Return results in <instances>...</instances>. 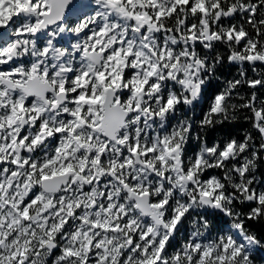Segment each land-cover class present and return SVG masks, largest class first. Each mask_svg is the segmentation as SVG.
I'll return each mask as SVG.
<instances>
[{
    "label": "snow or ice",
    "instance_id": "1",
    "mask_svg": "<svg viewBox=\"0 0 264 264\" xmlns=\"http://www.w3.org/2000/svg\"><path fill=\"white\" fill-rule=\"evenodd\" d=\"M225 60L239 78L178 115ZM258 65L264 0H0V264H255ZM238 110L242 139L197 132L189 153L194 123Z\"/></svg>",
    "mask_w": 264,
    "mask_h": 264
},
{
    "label": "trees",
    "instance_id": "2",
    "mask_svg": "<svg viewBox=\"0 0 264 264\" xmlns=\"http://www.w3.org/2000/svg\"><path fill=\"white\" fill-rule=\"evenodd\" d=\"M237 21H239L241 18L237 16ZM228 22V21H227ZM217 50L221 53L227 55V48L223 45H217ZM248 70V75L252 76L251 68H248L247 65L244 66ZM258 67H264L259 66ZM238 69L239 65L229 63L227 60L224 61L223 65L218 67L215 76L212 77V81L209 84L207 90L209 93L215 92L219 87H223L226 80H230L238 77ZM249 91V90H248ZM250 92H248L246 95H248ZM260 95V93H258ZM243 95V96H246ZM235 119H229L225 121L224 123L220 124L219 128L220 130V138L228 136H233L238 133V138L242 139L245 132L251 129V124L248 120H245V116H249V112L246 110H238L235 112ZM210 129H214V126H210ZM209 134V131L207 132ZM209 137H212L211 135ZM261 171H263V160L259 163L258 167ZM264 172V171H263ZM242 210L247 211V206H245ZM248 227L255 232L259 237H264V221L256 222V221H249ZM259 253V252H258ZM259 255V254H258ZM253 259H257L255 255H253ZM259 259L264 262V256H259Z\"/></svg>",
    "mask_w": 264,
    "mask_h": 264
},
{
    "label": "rangeland",
    "instance_id": "3",
    "mask_svg": "<svg viewBox=\"0 0 264 264\" xmlns=\"http://www.w3.org/2000/svg\"><path fill=\"white\" fill-rule=\"evenodd\" d=\"M255 75L254 73H252V76ZM247 91V87H244L241 89L240 91V95L243 96L245 95V92ZM260 97L261 99H264V89L260 90ZM180 110V109H179ZM180 114V111L178 112V115ZM249 116H250V113H249ZM200 120V118H194V122H198ZM194 127L196 129L193 130V136L194 134H196V130H199V126L198 124H195L194 123ZM205 129H203V132H204ZM195 132V133H194ZM217 132H214V135L216 136ZM236 136H238V133L236 134ZM226 137H229L228 135H226ZM194 148V147H193ZM197 148V146L195 145V149ZM192 151V150H191ZM190 153V152H189ZM210 174V171L206 174V177ZM195 218V214H193L192 217H190L188 220H185L184 222V225L181 227V235H179V237L177 238L178 240H182L190 231L194 230L193 229V225L191 224V219ZM257 252V251H256ZM261 253H256V260H255V264H264L263 261H261L259 259V256H262V254H264V251L261 249L260 251ZM259 254V255H258Z\"/></svg>",
    "mask_w": 264,
    "mask_h": 264
}]
</instances>
